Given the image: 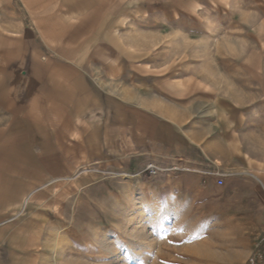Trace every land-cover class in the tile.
I'll use <instances>...</instances> for the list:
<instances>
[{
  "label": "crops",
  "instance_id": "obj_1",
  "mask_svg": "<svg viewBox=\"0 0 264 264\" xmlns=\"http://www.w3.org/2000/svg\"><path fill=\"white\" fill-rule=\"evenodd\" d=\"M178 1L0 0V264H59L45 237L72 225L102 169L133 178L143 163H177L197 173L185 188H220L221 146L177 144L125 80L140 63L129 33L188 11ZM256 118L264 154V84Z\"/></svg>",
  "mask_w": 264,
  "mask_h": 264
},
{
  "label": "rangeland",
  "instance_id": "obj_2",
  "mask_svg": "<svg viewBox=\"0 0 264 264\" xmlns=\"http://www.w3.org/2000/svg\"><path fill=\"white\" fill-rule=\"evenodd\" d=\"M185 3L129 33L140 63L125 80L177 144L181 134L191 146L197 137L221 146L213 162L224 185L185 188L197 173L177 163H160L156 177L146 172L155 162L133 178L102 169L72 225L45 237L59 264H264V0Z\"/></svg>",
  "mask_w": 264,
  "mask_h": 264
},
{
  "label": "built area",
  "instance_id": "obj_3",
  "mask_svg": "<svg viewBox=\"0 0 264 264\" xmlns=\"http://www.w3.org/2000/svg\"><path fill=\"white\" fill-rule=\"evenodd\" d=\"M173 170H177V171H181V169L179 168H173ZM163 171V167H161L159 164L157 163H149L146 167V172L148 173V175L152 176V177H156L158 176L161 172ZM218 185L223 186L224 185V180L223 178H220L218 180Z\"/></svg>",
  "mask_w": 264,
  "mask_h": 264
}]
</instances>
